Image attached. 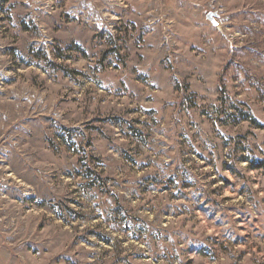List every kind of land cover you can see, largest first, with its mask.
I'll return each instance as SVG.
<instances>
[{
	"label": "rangeland",
	"instance_id": "374dc122",
	"mask_svg": "<svg viewBox=\"0 0 264 264\" xmlns=\"http://www.w3.org/2000/svg\"><path fill=\"white\" fill-rule=\"evenodd\" d=\"M0 264H264V0H0Z\"/></svg>",
	"mask_w": 264,
	"mask_h": 264
},
{
	"label": "water",
	"instance_id": "95a60500",
	"mask_svg": "<svg viewBox=\"0 0 264 264\" xmlns=\"http://www.w3.org/2000/svg\"><path fill=\"white\" fill-rule=\"evenodd\" d=\"M208 18H209L212 22L215 21V19H214V14H209V15H208Z\"/></svg>",
	"mask_w": 264,
	"mask_h": 264
},
{
	"label": "trees",
	"instance_id": "16d2710c",
	"mask_svg": "<svg viewBox=\"0 0 264 264\" xmlns=\"http://www.w3.org/2000/svg\"><path fill=\"white\" fill-rule=\"evenodd\" d=\"M261 167H263V163L262 164H256V169H259V168H261Z\"/></svg>",
	"mask_w": 264,
	"mask_h": 264
}]
</instances>
